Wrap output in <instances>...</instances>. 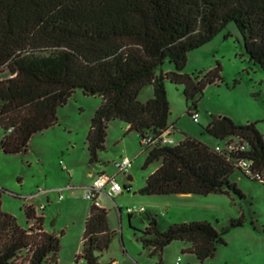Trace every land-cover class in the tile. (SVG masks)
Segmentation results:
<instances>
[{"label":"trees","instance_id":"16d2710c","mask_svg":"<svg viewBox=\"0 0 264 264\" xmlns=\"http://www.w3.org/2000/svg\"><path fill=\"white\" fill-rule=\"evenodd\" d=\"M231 22L244 37L249 59L264 70V0H0V73H8L0 79L3 151H26L34 134L58 123V109L78 89L102 97L87 135L91 162H98L99 152L106 149L108 125L114 119L139 137L159 133L171 125L166 79L184 85L187 100L222 80L220 64L203 78L184 70L190 52ZM167 61L174 70L162 71ZM149 84L153 96L141 102L138 96ZM192 108L190 113L196 104ZM206 130L220 140L231 136L247 140L248 157L264 172V136L257 123L238 124L220 115L213 116ZM143 151L144 168L160 165L147 177L141 194L242 195L230 180L238 169L235 160L195 138ZM25 213L35 226H20L0 202V264L57 259L59 237L44 229L45 218L37 217L32 206H26ZM243 225L242 218L223 229L208 221H190L161 231L157 219L151 218L142 241L153 247L152 254L175 240L185 241L188 251L205 261L226 244L227 234ZM112 235L108 211L92 204L78 259L99 264L97 252L108 248Z\"/></svg>","mask_w":264,"mask_h":264},{"label":"rangeland","instance_id":"374dc122","mask_svg":"<svg viewBox=\"0 0 264 264\" xmlns=\"http://www.w3.org/2000/svg\"><path fill=\"white\" fill-rule=\"evenodd\" d=\"M219 64L222 80L208 84L203 94L194 100H187L184 85L165 80L170 103L169 123L175 125L173 137L177 143L192 137L210 147L223 146L224 141L206 130L213 116L220 115L229 116L238 124L255 122L264 136V70L249 59L244 37L235 22L229 23L209 43L190 52L184 72L203 78ZM161 69L174 70V65L167 61ZM7 76L5 70L0 73V79ZM152 96L153 86L149 84L141 90L138 99L146 102ZM101 102L98 95L76 90L68 103L58 109V123L34 134L27 150L21 153L3 151L4 130L0 125L1 206L24 228L30 225L25 207L29 204L38 209L45 206L40 213L45 214L46 230L59 237L61 246L57 259L45 264H86L78 257L83 253V234L92 201L83 195L94 181V175L90 174L99 169L117 175L124 187L123 193L113 199L103 197L113 235L108 248L97 252L99 264H178V261L179 264H264L263 182L236 169L230 180L242 195L233 191L209 195L141 194L147 177L160 163L144 168L146 153L139 134L128 132L122 120L114 119L109 123L106 149L99 152L98 162L90 161L87 135ZM195 104L199 122H195L189 112ZM125 156L134 161L126 175L117 173L113 165ZM130 174L132 181L128 179ZM60 188H63L62 193ZM134 205L144 206L145 211L131 215L126 209ZM151 218L157 219L161 231L190 221H208L223 229L231 220L242 218L244 225L226 235V244L218 246L214 257L200 261L188 251L190 244L181 240L152 254L153 247H146L142 241Z\"/></svg>","mask_w":264,"mask_h":264},{"label":"built area","instance_id":"2783aa9c","mask_svg":"<svg viewBox=\"0 0 264 264\" xmlns=\"http://www.w3.org/2000/svg\"><path fill=\"white\" fill-rule=\"evenodd\" d=\"M191 116L195 122H199V113L197 110L191 111ZM175 126L169 125L167 128L162 129L159 133H148L144 137H140V142L143 147V150L147 147H153L155 145H176L178 144L173 137ZM12 129H9L8 132H11ZM222 141L225 144L217 145L215 150L221 154H224L228 157H232L235 160L236 167L247 177H250L254 180L264 182V172H262L257 166L253 159L248 157V152L250 150V145L247 140L238 137L231 136L223 139ZM133 160L125 156L114 162V167L117 170V173L128 174L133 166ZM63 188L59 189V192L62 193ZM124 187L118 182L117 175H109L106 173L98 174L92 183L91 186L85 189L83 197L92 201V204L98 208L106 209L103 205V197L108 196L111 199L115 195L123 193ZM62 198V195L60 196ZM45 206L37 208L36 216L44 217L43 213H40V209L44 210ZM126 211L133 214H141L145 211L144 206H129ZM35 223V222H34ZM34 223H31L29 227L35 226ZM179 264V261H178Z\"/></svg>","mask_w":264,"mask_h":264},{"label":"crops","instance_id":"0c3cea01","mask_svg":"<svg viewBox=\"0 0 264 264\" xmlns=\"http://www.w3.org/2000/svg\"><path fill=\"white\" fill-rule=\"evenodd\" d=\"M101 97V96H100ZM102 98V97H101ZM100 106V105H99ZM98 106V107H99ZM128 128H129V126L127 125V130H128ZM98 157H99V155H98ZM128 157V156H127ZM67 169V168H66ZM156 170V169H155ZM100 173H106V174H108L107 172H106V170H103V169H99V170H97L96 171V173L95 172H93L92 171V173L90 174V175H94V178L98 175V174H100ZM129 177H132V180H133V176L130 174L129 176H128V178ZM132 180H130V181H132ZM28 206H32L35 210H37V208L36 207H34L33 205H31V204H29ZM45 209V208H44ZM107 210V209H106ZM43 211V210H42ZM41 213H43V212H41ZM44 214V213H43ZM44 218H45V214H44ZM44 229L46 230V227H45V221H44ZM47 231V230H46Z\"/></svg>","mask_w":264,"mask_h":264},{"label":"water","instance_id":"95a60500","mask_svg":"<svg viewBox=\"0 0 264 264\" xmlns=\"http://www.w3.org/2000/svg\"><path fill=\"white\" fill-rule=\"evenodd\" d=\"M128 179H129V180H132V177H129ZM54 223H55V222H53L52 225H54Z\"/></svg>","mask_w":264,"mask_h":264}]
</instances>
